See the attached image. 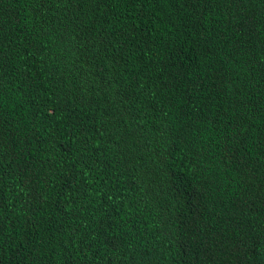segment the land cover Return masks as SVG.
I'll use <instances>...</instances> for the list:
<instances>
[{
  "label": "trees",
  "instance_id": "obj_1",
  "mask_svg": "<svg viewBox=\"0 0 264 264\" xmlns=\"http://www.w3.org/2000/svg\"><path fill=\"white\" fill-rule=\"evenodd\" d=\"M0 264H264V0H0Z\"/></svg>",
  "mask_w": 264,
  "mask_h": 264
}]
</instances>
